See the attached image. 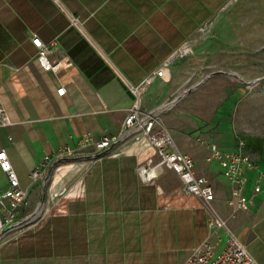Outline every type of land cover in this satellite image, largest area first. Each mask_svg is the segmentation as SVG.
<instances>
[{
  "label": "crops",
  "instance_id": "0c3cea01",
  "mask_svg": "<svg viewBox=\"0 0 264 264\" xmlns=\"http://www.w3.org/2000/svg\"><path fill=\"white\" fill-rule=\"evenodd\" d=\"M209 21L214 36L173 63L164 80L146 86L140 109L178 103L159 114L161 126L211 183L213 201L184 194L152 149L126 143L98 156L62 218L66 227L95 228L98 251L40 253L31 238L0 248V264H183L206 239L222 250L226 230L264 264V149L253 159L257 169L245 173L244 196L252 204L232 212L220 166L205 162L206 150L189 134L199 117L210 116V104L229 102L230 73L245 78L264 70V0H0V102L12 121L0 130V143L21 187L34 194L37 182L29 175L45 156L75 148L87 133L93 140L118 134L135 101L131 88ZM32 36L50 47V60L65 57L68 64L43 71ZM236 139L217 145L232 150ZM1 177L5 189L0 169ZM211 214L226 228L211 234Z\"/></svg>",
  "mask_w": 264,
  "mask_h": 264
},
{
  "label": "built area",
  "instance_id": "2783aa9c",
  "mask_svg": "<svg viewBox=\"0 0 264 264\" xmlns=\"http://www.w3.org/2000/svg\"><path fill=\"white\" fill-rule=\"evenodd\" d=\"M72 20L76 21L73 18ZM212 26L213 22L209 21L199 26L198 31L209 33ZM31 43L37 50V62L43 71L54 72L60 66L68 64V59L65 57L57 62L50 60V47L43 44L37 36L31 37ZM191 51L190 42L186 40L161 63L158 69L151 72L140 86L131 88L135 101L128 110L118 134L93 140L91 135L87 133L77 142L75 148H69L68 146L59 148L51 156H45L41 164L30 173L31 182H40L45 185L49 169L53 163L66 157H74L87 147H92L98 151V154L104 155L123 144L129 143L137 145L141 149H152L158 158L157 165L168 168L178 177L184 194L194 196L206 204L213 201V187L204 176L196 173L193 159L177 149L172 137L161 126L155 116L140 109V94L144 88L157 78L164 79L172 60L186 56ZM64 92L63 87L56 90V93L60 96ZM11 124L12 121L0 102V130ZM209 152L210 156L207 160L218 163L222 175L230 185L228 206L232 212L247 210L252 201L244 196V187L247 181L245 173L248 170L257 169V165L247 153L244 140L237 138L234 149L226 151L221 150L217 144L212 143L209 145ZM0 169L5 173L7 180V187L0 189L1 244L5 237L20 223L19 212L26 203L27 190L21 187L1 143ZM142 172L147 174L146 169H143ZM257 188L258 186L256 190ZM206 224L211 234H215L218 229L226 228L225 222L216 214H211L207 218ZM226 232V243L222 250H218L216 243L206 239L190 252L183 264H257L239 239L228 230Z\"/></svg>",
  "mask_w": 264,
  "mask_h": 264
},
{
  "label": "rangeland",
  "instance_id": "374dc122",
  "mask_svg": "<svg viewBox=\"0 0 264 264\" xmlns=\"http://www.w3.org/2000/svg\"><path fill=\"white\" fill-rule=\"evenodd\" d=\"M213 36V26L209 33H201L197 29L187 40L190 42L191 53L173 59L171 65L193 56L194 48ZM262 62H264V53H262ZM220 74L222 73L215 71L212 75ZM225 90L229 94V102L210 104L211 108H208L210 116L199 117L197 128L189 133L193 136L195 144L206 150L207 164L215 163L213 160H207L210 156L209 145L212 143L226 146L233 140V136L241 139L248 136L264 139V70L247 72L245 78L242 73L240 76L230 73V86L225 87ZM217 91L219 93V89ZM175 104L178 103L168 100L149 113L163 125L159 114ZM183 111L190 109L184 108ZM246 151L252 160L258 158V153L248 149ZM98 156H101L98 151L91 148L79 152L74 157H66L53 163L46 184L37 182L35 193L27 194L26 203L19 212L20 223L5 237L0 248L24 244V241L33 238L40 253L51 249L55 250V253L69 250L74 254L80 251H98V242L94 240L98 238L95 228L66 227L62 221L66 216V205L73 199L79 198L77 194L82 187L80 181L86 176ZM57 176L58 179L54 182ZM90 180H87L88 194L94 191ZM3 184L4 178L1 177L0 185ZM47 220L54 222L46 223ZM86 238L91 239L92 242L86 243Z\"/></svg>",
  "mask_w": 264,
  "mask_h": 264
},
{
  "label": "trees",
  "instance_id": "16d2710c",
  "mask_svg": "<svg viewBox=\"0 0 264 264\" xmlns=\"http://www.w3.org/2000/svg\"><path fill=\"white\" fill-rule=\"evenodd\" d=\"M246 149L252 152L260 153L264 149V139L257 137H244L243 138Z\"/></svg>",
  "mask_w": 264,
  "mask_h": 264
}]
</instances>
